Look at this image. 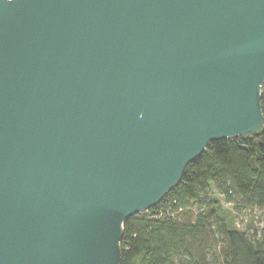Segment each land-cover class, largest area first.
<instances>
[{
	"label": "water",
	"instance_id": "95a60500",
	"mask_svg": "<svg viewBox=\"0 0 264 264\" xmlns=\"http://www.w3.org/2000/svg\"><path fill=\"white\" fill-rule=\"evenodd\" d=\"M263 82L264 0H0V264H120Z\"/></svg>",
	"mask_w": 264,
	"mask_h": 264
},
{
	"label": "trees",
	"instance_id": "16d2710c",
	"mask_svg": "<svg viewBox=\"0 0 264 264\" xmlns=\"http://www.w3.org/2000/svg\"><path fill=\"white\" fill-rule=\"evenodd\" d=\"M261 109L264 115V82ZM211 187L234 212L264 215V129L211 141L157 205L129 217L120 264H264V220L228 226Z\"/></svg>",
	"mask_w": 264,
	"mask_h": 264
},
{
	"label": "rangeland",
	"instance_id": "374dc122",
	"mask_svg": "<svg viewBox=\"0 0 264 264\" xmlns=\"http://www.w3.org/2000/svg\"><path fill=\"white\" fill-rule=\"evenodd\" d=\"M209 195L214 201H218V212L227 222V225L233 228H244L247 223L253 221L256 226L262 227L264 215L260 210L250 212L248 210H242L239 213L234 212L231 204L223 201L220 195H218L213 187L209 189Z\"/></svg>",
	"mask_w": 264,
	"mask_h": 264
}]
</instances>
